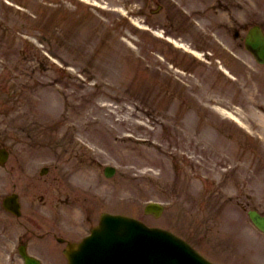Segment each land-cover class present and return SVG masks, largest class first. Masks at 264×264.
Listing matches in <instances>:
<instances>
[{
    "label": "rangeland",
    "instance_id": "1",
    "mask_svg": "<svg viewBox=\"0 0 264 264\" xmlns=\"http://www.w3.org/2000/svg\"><path fill=\"white\" fill-rule=\"evenodd\" d=\"M53 1L52 5H47L42 0H31L41 17L40 21L28 22L26 26L33 31L43 27L52 29L53 24H58L63 34L75 31L73 42L64 43L61 38L59 44L61 60L68 61L66 63L74 68L72 74L65 70H61V75L54 72L57 70L33 72L42 75L45 82L34 88L43 99V117L61 121L59 129L56 128L58 131H52V135L49 131L43 132L45 127L32 121L35 117L23 114L11 120L17 119L12 130L3 133L13 154L8 163L0 167V192L19 190L25 211L18 224L10 226L12 233L15 229L23 230L24 223L38 231L57 228L66 236H72L75 230L85 233L94 220L87 210L93 209L98 215L108 207L136 214L151 224L174 228L229 264H244L241 261L244 257L249 264H255L251 257L258 256L264 264V237L249 223L247 216V209L255 202L264 208V157L256 155L254 158L251 146L229 127L225 114L213 107L236 110L250 125L257 116L260 132L264 134V126L260 124V120L263 123L260 114L264 115L263 67L227 29L217 28L224 33L222 38L238 51L237 55L234 53L236 57L228 45L229 49H224L208 42L205 33L188 27L183 32L179 30L183 40L205 49L212 57V64L193 62L191 65L192 73L188 76L194 87L190 94L198 101L193 99L195 105L186 111L182 106L184 101L168 91L157 77L154 64L148 69L143 59L132 55L127 43L132 41L140 51L146 48L147 63L151 62V57L155 61L158 54L171 61L168 52L161 54L152 39L144 36V41L142 35H133L118 19V11L105 17L107 20L98 13L96 20L100 18L101 22L89 18L84 23L87 13H66L73 8L71 0L65 3L69 7L65 10L56 9L60 0ZM100 1L135 10L140 6L138 0ZM1 2L3 12L5 6L1 7ZM248 3L247 0L242 2L243 18L250 13L246 9L251 5ZM162 15L165 23V11ZM223 16L226 15L218 14L216 18ZM97 50L94 57L93 52ZM9 53L15 55L16 62H11L9 68L0 67V87L5 81L8 84L27 81L23 74L25 69L19 67L22 62L28 66L24 55L17 49H1L0 45V60ZM90 58L96 64L89 61ZM221 61L239 75L236 82L220 74L216 66ZM196 104L210 111V119L203 116L206 112ZM177 113L183 116V121ZM175 120L180 122L177 130ZM76 140L83 141L89 151L79 148ZM90 146L99 155L93 153ZM96 156L98 159L94 158ZM44 163L52 167L41 176L39 169ZM104 163L117 164L122 175L107 178L103 175ZM125 168H131L138 180L124 175ZM77 181L87 189L95 188L106 198L104 202L80 192L73 184ZM110 195L112 199L108 201ZM150 198L170 204L160 218L144 215L139 208ZM41 241L36 237L32 239L34 248L46 257V263L62 264L44 251ZM4 254L0 246V264H22L18 258L8 259Z\"/></svg>",
    "mask_w": 264,
    "mask_h": 264
},
{
    "label": "water",
    "instance_id": "2",
    "mask_svg": "<svg viewBox=\"0 0 264 264\" xmlns=\"http://www.w3.org/2000/svg\"><path fill=\"white\" fill-rule=\"evenodd\" d=\"M113 244H115V243H112V241L105 243L103 245L104 247H103L102 253H104V254L109 253V249L113 248V246H112ZM150 256H153V257L147 258L146 261L144 262V264H162V263H160V261H162V259L158 258V256H156V255H150ZM110 263H112V264H126L125 260L118 259V258H116L113 261L104 260L100 264H110ZM165 264H174V263H165Z\"/></svg>",
    "mask_w": 264,
    "mask_h": 264
}]
</instances>
